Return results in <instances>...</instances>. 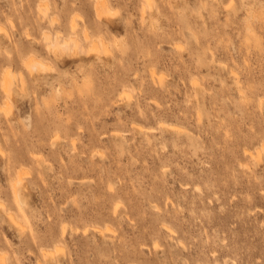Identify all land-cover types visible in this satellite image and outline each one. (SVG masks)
Instances as JSON below:
<instances>
[{
	"label": "rangeland",
	"instance_id": "1",
	"mask_svg": "<svg viewBox=\"0 0 264 264\" xmlns=\"http://www.w3.org/2000/svg\"><path fill=\"white\" fill-rule=\"evenodd\" d=\"M108 1L0 0V264H264V0Z\"/></svg>",
	"mask_w": 264,
	"mask_h": 264
},
{
	"label": "bare ground",
	"instance_id": "2",
	"mask_svg": "<svg viewBox=\"0 0 264 264\" xmlns=\"http://www.w3.org/2000/svg\"><path fill=\"white\" fill-rule=\"evenodd\" d=\"M106 1H108V0H92V2H93V7H94V13H95V16H96V18L98 19V21L101 23V21H104L103 20V16H105L104 14H108L109 12H112L113 11V9L110 11V9H111V7H109V5L108 4H110V3H106ZM142 2H141V10L143 11V12H145V10L148 8V7H152V5H153V3H154V0H141ZM41 5V4H40ZM118 8V7H117ZM49 9V8H48ZM148 9H151V8H148ZM116 12H119L118 10L116 11ZM49 13V12H48ZM113 13H114V11H113ZM108 14V15H113L114 16V14ZM146 13V12H145ZM144 13V14H145ZM144 14H143V16H144ZM39 15H40V17L42 16V17H47L46 15H47V12H46V9H44L43 8V6L41 5L40 6V8H39ZM38 15V16H39ZM113 16H111V17H113ZM142 16V17H143ZM105 17H107V18H109L107 15L105 16ZM45 18H43V19H45ZM73 20L71 21V23H70V26H71V30L73 31V32H75V29H76V20H74V18H72ZM79 25V24H78ZM78 25H77V28H78ZM82 31H83V36H82V38H79L78 36H75V34H74V36L73 35H71L70 36V38H63V39H59L57 36V39H56V37H55V40H53V39H51V37H50V35H48V33L46 34V39H47V45H46V48L49 50V52H51V53H53V55H55V56H58L61 52H63L64 51V53L66 52L67 53V51L66 50H72L73 52L72 53H74L76 50H79L80 52H82V53H87V54H90V53H92V54H98L100 51H101V49H103V51H104V49L106 48V41L105 40H103L102 38L100 39V40H98V41H96V39L94 40V37H93V35L91 34V31H89V27H88V25H84V27H83V29H82ZM62 33V32H61ZM56 34H58V32L56 33ZM60 37V36H59ZM96 38V37H95ZM45 39V40H46ZM77 52V51H76ZM68 53H70V52H68ZM104 53V52H103ZM63 54V53H62ZM76 54V53H75ZM105 54V53H104ZM70 55V54H69ZM23 59H24V57H23ZM41 58H38L36 55H29L28 57H25V59H24V65H25V67L27 68V70H28V72L30 73V74H33V72L34 71H39V69H42L43 67L44 68H46V66H45V63L43 62L44 60L42 59V60H40ZM48 63V62H47ZM53 68V67H52ZM48 69H50V68H48ZM48 69H46V70H48ZM46 70H44L43 69V71L45 72ZM51 70V69H50ZM55 70V69H54ZM42 71V72H43ZM23 73V72H22ZM5 76H4V78H5V83L3 84L4 85V87L3 88H5V91L7 92V94H11V92H10V88H11V86H10V88H9V85H8V83H10V85H11V83L12 82H10V80H9V75L11 74V72H9V71H6V72H4L3 73ZM23 76V75H22ZM11 77H12V75H11ZM24 77V76H23ZM13 78V77H12ZM161 80V79H160ZM12 81H13V79H12ZM22 82H23V84H24V82L25 81H23L22 80ZM23 87H24V85H23ZM10 89V90H9ZM4 90V89H3ZM24 91V90H23ZM260 103H262V100L260 101ZM56 137V136H55ZM57 138H59V137H57ZM54 140V139H53ZM55 140H56V138H55ZM261 147H262V145H261ZM263 147H264V145H263ZM260 149V148H259ZM258 151V150H257ZM259 151H261V150H259ZM261 153V152H260ZM251 155L253 156V153H252V151H251ZM255 155H256V152H255ZM259 155V154H258ZM261 156V155H260ZM22 185H23V181H22V177H18V178H16L15 179V181H13V183H12V191H13V194L15 195V197H17V198H20V200L21 201H23V199H22V191H21V187H22ZM20 203V202H19ZM18 203V204H19ZM23 203H24V201H23ZM24 208V207H23ZM8 214H9V212H8ZM10 215V214H9ZM10 219L13 221V222H15L16 224H21L20 222H17V218H15V215H10ZM24 225V224H23ZM25 226V225H24ZM25 228H27V226L26 227H24V229ZM28 229V228H27ZM99 231H101L102 229H100V228H97ZM29 230V229H28ZM63 232H64V230H63ZM107 232V231H106ZM51 252H54V254H50L49 253V251H47V250H43V257L44 258H48V257H51L52 255H55L56 254V252H57V250H54V251H51ZM3 256H0V260H3Z\"/></svg>",
	"mask_w": 264,
	"mask_h": 264
}]
</instances>
